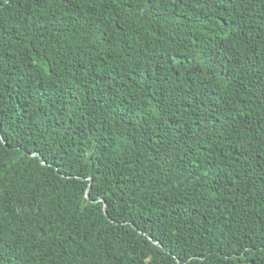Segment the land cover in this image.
I'll return each instance as SVG.
<instances>
[{"label":"trees","instance_id":"trees-1","mask_svg":"<svg viewBox=\"0 0 264 264\" xmlns=\"http://www.w3.org/2000/svg\"><path fill=\"white\" fill-rule=\"evenodd\" d=\"M0 264H264V0H0Z\"/></svg>","mask_w":264,"mask_h":264},{"label":"snow or ice","instance_id":"snow-or-ice-1","mask_svg":"<svg viewBox=\"0 0 264 264\" xmlns=\"http://www.w3.org/2000/svg\"><path fill=\"white\" fill-rule=\"evenodd\" d=\"M0 144L7 145V141H5V140H0Z\"/></svg>","mask_w":264,"mask_h":264}]
</instances>
